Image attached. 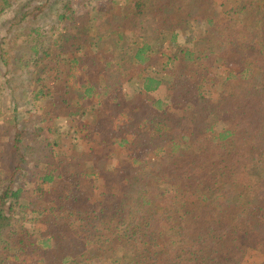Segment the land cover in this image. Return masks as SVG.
Listing matches in <instances>:
<instances>
[{
	"label": "trees",
	"instance_id": "obj_1",
	"mask_svg": "<svg viewBox=\"0 0 264 264\" xmlns=\"http://www.w3.org/2000/svg\"><path fill=\"white\" fill-rule=\"evenodd\" d=\"M7 10L0 264H50L62 222L103 245L61 264H229L236 251L264 264V0H0ZM115 147L129 163L109 165ZM212 174L220 187L203 191ZM78 179L115 196L92 200Z\"/></svg>",
	"mask_w": 264,
	"mask_h": 264
},
{
	"label": "rangeland",
	"instance_id": "obj_2",
	"mask_svg": "<svg viewBox=\"0 0 264 264\" xmlns=\"http://www.w3.org/2000/svg\"><path fill=\"white\" fill-rule=\"evenodd\" d=\"M222 3H220V6ZM59 9V8H58ZM13 13L11 10H7L2 17L0 18V25L3 27L6 21L9 19V16ZM158 94H155V98H157ZM8 111V100L5 93L0 94V124L4 118V115L7 114ZM164 138H167L168 135H163ZM73 142L77 143L80 146H87L89 141H79L78 139H73ZM167 145H169L167 143ZM243 152L247 153V148L244 146L242 148ZM114 156L112 155L108 160L109 165L113 168L116 167L118 161L129 163L131 157L117 147L113 149ZM84 169H90L91 164H84ZM220 180L217 174H212L208 182H204V190L206 191V187L209 190H215L220 187ZM106 181H95L92 183H88L85 179H78L76 180V184L78 186L79 191L89 197L90 199H98L100 196H103L105 199H109L112 196H115V189L107 186L105 188ZM30 186V185H29ZM208 190V191H209ZM38 229L44 230L41 226H35ZM74 225L70 224L69 222H62L61 225L57 228V233H59V238L62 242V249L59 253L56 254H49L45 256V260H47L50 264H61V259L63 256H87L93 254L94 249H98L100 246L103 245L102 234L100 230L93 229V230H86V229H79L73 228ZM124 234L126 236H132L134 231L132 229H124ZM85 242H89L86 245Z\"/></svg>",
	"mask_w": 264,
	"mask_h": 264
},
{
	"label": "crops",
	"instance_id": "obj_3",
	"mask_svg": "<svg viewBox=\"0 0 264 264\" xmlns=\"http://www.w3.org/2000/svg\"><path fill=\"white\" fill-rule=\"evenodd\" d=\"M234 254V256H237V258H233V256H231V261H230V263L231 264H238V262L241 260V258H242V256H244V252L243 253H241V254H238V251H236V252H234L233 253ZM232 254V255H233ZM243 260V259H242ZM229 263V264H230Z\"/></svg>",
	"mask_w": 264,
	"mask_h": 264
}]
</instances>
